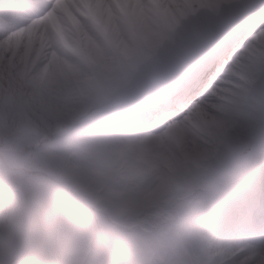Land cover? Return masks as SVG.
Listing matches in <instances>:
<instances>
[{"label": "snow or ice", "instance_id": "snow-or-ice-1", "mask_svg": "<svg viewBox=\"0 0 264 264\" xmlns=\"http://www.w3.org/2000/svg\"><path fill=\"white\" fill-rule=\"evenodd\" d=\"M0 264H264V0H0Z\"/></svg>", "mask_w": 264, "mask_h": 264}]
</instances>
